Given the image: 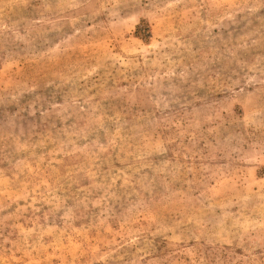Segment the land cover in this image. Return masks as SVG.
Instances as JSON below:
<instances>
[{
	"label": "rangeland",
	"instance_id": "obj_1",
	"mask_svg": "<svg viewBox=\"0 0 264 264\" xmlns=\"http://www.w3.org/2000/svg\"><path fill=\"white\" fill-rule=\"evenodd\" d=\"M0 264H264V0H0Z\"/></svg>",
	"mask_w": 264,
	"mask_h": 264
}]
</instances>
